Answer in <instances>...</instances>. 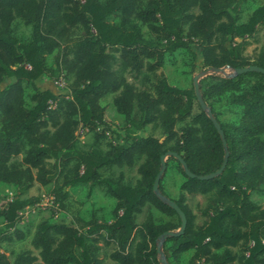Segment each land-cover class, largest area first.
<instances>
[{
    "label": "trees",
    "instance_id": "trees-1",
    "mask_svg": "<svg viewBox=\"0 0 264 264\" xmlns=\"http://www.w3.org/2000/svg\"><path fill=\"white\" fill-rule=\"evenodd\" d=\"M250 1L0 0V185L18 190L0 209V240L26 239L19 214L39 200L21 196L36 185H53L50 195L73 217L71 224L41 222L31 241L38 255L2 254L0 264H104L105 248H112L109 257L115 264H162L160 237L182 226L176 211L154 190L162 157L175 153L193 174L205 176L221 168L226 149L225 170L207 181L189 178L182 164L168 157L167 165L175 162L185 180L177 200L164 191V175L159 191L182 209L187 225L184 233L164 242L162 252L169 264L190 252L187 264H264V207L252 201V193L264 185V75L214 73L202 87V100L221 125L226 147L202 107L193 115L195 88L172 87L162 73L154 91L146 86L164 67L167 55L184 49L196 58L195 45L204 72L264 69V51L255 60L246 56L248 40L264 26V4L241 21ZM113 16L119 23L110 20ZM18 19L32 28L27 42L13 34ZM53 55L51 66L48 57ZM59 74L66 80L63 92L37 85ZM246 77L256 79L248 89ZM26 85L33 89L31 108L26 105ZM226 95L243 110L231 132L209 104ZM110 96L128 122L123 134L105 120L101 102ZM181 123L186 125L178 130ZM147 126L159 128L163 138L140 135ZM82 129L93 132L96 142L108 133L118 142L106 151L80 150L76 144ZM141 159L135 185L124 183L123 174L118 181L101 175L104 168H133ZM77 185H87L90 194L105 189L115 200L111 222L95 217L85 221L79 210L73 212L68 190ZM198 196L208 198L200 211L201 223L189 205V199ZM151 208L177 216L178 224H157Z\"/></svg>",
    "mask_w": 264,
    "mask_h": 264
},
{
    "label": "rangeland",
    "instance_id": "rangeland-1",
    "mask_svg": "<svg viewBox=\"0 0 264 264\" xmlns=\"http://www.w3.org/2000/svg\"><path fill=\"white\" fill-rule=\"evenodd\" d=\"M101 2H107L108 0H100ZM264 4V0H251L244 5L241 15V21L246 22L251 14ZM110 20L116 23H119L117 17H110ZM12 31L14 36L20 39L22 42H27L31 39L32 28L27 26L22 20L18 19L14 22ZM143 32L147 38H150L148 30L143 28ZM250 45L247 49L246 56L250 60H255L261 52L264 51V26L258 28L257 34L253 39L248 40ZM193 50L196 54V58L193 57L191 52L187 50H179L174 54L167 55L164 67L161 71L155 75L150 76L151 83H146L152 91H154L153 85L156 83L158 75L161 73L166 77L169 85L176 87L181 90H192L195 88L194 79L199 76L198 84L200 95L202 97V87L206 85L207 78L213 74L212 72H204L201 69L202 57L200 50L195 45ZM54 60V55L48 57V63L52 66ZM233 72L227 71L222 73L224 76L232 75ZM58 79H49L48 77L43 78L37 83L41 89H50L56 93H61L65 90L66 85H60L59 81L65 79L63 75H57ZM61 78V79H60ZM254 77H246L245 79V89H248L254 82ZM12 81L9 80L4 85L7 86ZM138 86L141 87L142 84L138 83ZM26 105L28 108L33 106L31 101V96L33 94V89L31 86L26 85ZM102 106L105 108V120L111 126L112 130L118 134H123V131L128 127V122L125 120V117L118 114L116 108L113 105V96H110L104 99L101 102ZM211 108L216 114L218 120L226 127V129L231 132L235 126H237L242 118L243 110L241 107L233 105L229 96H222L215 98L209 101ZM201 106L199 101L195 102L193 115H196L200 112ZM188 123V122H187ZM186 124L181 123L178 125V130L184 127ZM143 136H155L159 139H162V133L159 128H154L153 126H147L144 132L139 133ZM117 143L115 136L111 133H108L106 137L101 138L98 142L95 140V134L88 130H80L78 132L77 139V148L80 150H91L94 148H99L102 151L108 149L110 143ZM21 160V159H20ZM168 160V158H167ZM144 159L139 160L135 167H112L104 168L101 171L103 178L112 179L118 181L121 174L124 176V183L135 185L139 180L140 176L138 174V167L143 163ZM185 178L182 176L178 165L170 161L167 165V169L163 177V188L169 198L177 200L179 198V190L181 184L184 182ZM53 185L47 187H41L36 185L31 189L27 194L22 195V199H38L39 201L44 198H49L52 193ZM70 195L74 200L73 212L79 210L80 217L85 221H89L92 217L103 221L111 222L113 220V211L115 208V200L112 199L105 189L97 188L93 192L89 193V188L87 185H77L68 190ZM18 190L14 186H9L5 184L0 185V209L11 200ZM252 201L258 206L264 207V185L256 192L252 193ZM49 205L51 203H48ZM208 204V198L204 196L193 197L189 199V205L199 216L198 223L202 222V217L200 216V211L205 208ZM151 212L154 216V219L157 224H167L174 223L178 224L179 218L177 216H168L160 211L151 208ZM146 216V209L144 212L138 216V223H141ZM51 222V223H73V217L71 214L66 212H59L58 214L54 212L51 208L47 210H36L35 212L29 213L24 224L20 225V228L25 232L26 239L23 241H15L12 243H7L0 240V255L5 254L8 257L12 258V254H18L23 251H32L35 255H38V252L33 248L31 241L37 229V226L41 222ZM2 225V221L0 223ZM171 244H168L167 247H170ZM112 252V248H105L102 252V258L104 259V264H115L109 257V254ZM77 255L80 256L81 252L77 251ZM192 253H187L182 256L178 261L173 260V264H187ZM71 264V263H65Z\"/></svg>",
    "mask_w": 264,
    "mask_h": 264
},
{
    "label": "water",
    "instance_id": "water-1",
    "mask_svg": "<svg viewBox=\"0 0 264 264\" xmlns=\"http://www.w3.org/2000/svg\"><path fill=\"white\" fill-rule=\"evenodd\" d=\"M212 73L214 74H222L225 73L224 70H214L212 71ZM247 73H257V74H262L264 75V69L260 68L258 66H250L248 68H241V69H237L235 70L232 75H229L228 77H235V76H239V75H243V74H247ZM198 80H199V76L195 77L194 79V85H195V91H196V96L197 99L200 103V106L202 107V109L208 114L209 118L211 119V121L214 123L216 129L219 131L222 140H223V144L226 147V141H225V136H224V132L221 128V125L219 124V122L215 119L212 110L205 104V102L202 100V97L200 95V90H199V84H198ZM173 156L175 157L183 166L184 168V172L186 174V176H188L191 179H198L200 181H207V180H212L218 176H220L223 171L225 170L226 166H227V162L229 159V152L226 149V154H225V160L224 163L222 164L221 168L216 171L215 173L209 174V175H205V176H198L193 174L187 164L185 163V161L179 157L177 154L175 153H169L166 156H163L161 161H162V168L156 178V182L154 185V190L156 192V194L158 195V197L165 202L169 207H171L173 210L176 211V213L178 214V216L180 217V220L182 222V226L181 229L178 232H165L161 237H160V244L158 246V253L161 259V263L162 264H169L168 261L165 258V255L162 252V245L164 244V242L170 238V237H177L179 235H181L182 233H184L185 229H186V225H187V220H186V216L184 214V212L182 211V209L171 199L164 197L163 195H161L160 191H159V185L161 182V179L167 169V158Z\"/></svg>",
    "mask_w": 264,
    "mask_h": 264
},
{
    "label": "built area",
    "instance_id": "built-area-1",
    "mask_svg": "<svg viewBox=\"0 0 264 264\" xmlns=\"http://www.w3.org/2000/svg\"><path fill=\"white\" fill-rule=\"evenodd\" d=\"M60 85H66V80L61 79L59 81ZM48 203H51L50 205ZM51 208L54 212L57 214L61 212L60 205L58 202H56V199L54 196L50 195L49 198H44L34 204L33 206L25 208L23 211L20 212L21 217V225L24 224L26 216L31 213L35 212L36 210H47Z\"/></svg>",
    "mask_w": 264,
    "mask_h": 264
}]
</instances>
